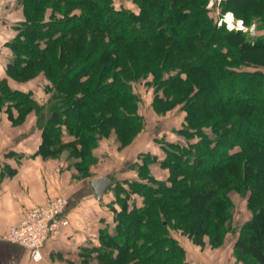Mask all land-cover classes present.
Segmentation results:
<instances>
[{
  "label": "trees",
  "instance_id": "1",
  "mask_svg": "<svg viewBox=\"0 0 264 264\" xmlns=\"http://www.w3.org/2000/svg\"><path fill=\"white\" fill-rule=\"evenodd\" d=\"M132 1L136 8L114 0H19L24 20L9 43L7 73L20 81L43 74L50 96L39 105L31 92L2 80L0 111L15 122L37 111L42 156L60 150L53 130L73 136L69 155L85 177L89 166L82 165L97 160L100 138L114 130L125 146L143 130L133 83L146 80L157 113L184 111L178 132L189 141L160 142L161 165L170 173L165 181L148 167L157 155H141L137 164L147 181L127 188L109 175L114 228L101 230L100 264H190L169 229L202 247L207 237L220 246L232 190L247 194L252 209L234 248L264 264V70L249 68L264 67L257 60L264 51V0H222L218 7L247 25L256 21L253 37L219 25L208 0ZM133 192L143 199L131 198Z\"/></svg>",
  "mask_w": 264,
  "mask_h": 264
},
{
  "label": "crops",
  "instance_id": "2",
  "mask_svg": "<svg viewBox=\"0 0 264 264\" xmlns=\"http://www.w3.org/2000/svg\"><path fill=\"white\" fill-rule=\"evenodd\" d=\"M23 20L19 0H0V81L7 80L15 89L33 95L35 90L30 82L44 79V75L19 81L7 73L13 56L9 43L18 34ZM36 124L34 115L29 114L20 124L11 120L5 110L0 111V264H100L101 230L114 228V215L109 207L112 197L108 199V190L103 199L98 200L89 180L110 175L114 168L89 177L75 176L68 160L38 153L40 133ZM154 142L158 144L156 139ZM94 154L99 161L105 158L98 146ZM59 196L68 201L65 212L68 224L45 241L44 258L34 261L26 247L9 241L6 234L29 209Z\"/></svg>",
  "mask_w": 264,
  "mask_h": 264
},
{
  "label": "rangeland",
  "instance_id": "3",
  "mask_svg": "<svg viewBox=\"0 0 264 264\" xmlns=\"http://www.w3.org/2000/svg\"><path fill=\"white\" fill-rule=\"evenodd\" d=\"M114 2L119 6L124 5L128 8H136V5L132 0H114ZM81 12V8H75L72 10V13ZM252 24L256 25V33H250V31L243 32H248V34L253 37L257 34V22L253 21L250 25ZM257 60L264 62V51L258 53ZM249 68H260L261 70H264V67H257L253 64H250ZM30 84L35 90L33 94L34 99L39 105H45L50 96V94L47 93L46 86L51 84V82L45 77L44 79L37 78L36 80L31 81ZM133 85L134 91L139 97V114L142 115L144 121V127L140 133L141 135L139 134L133 142L131 141L125 146L119 141L114 130H112L107 136L100 138L98 141L100 147L98 145V148L102 151V155L105 158H102L100 161L97 158L95 162L86 160L87 164L82 165L84 167H86V165L89 166L88 169H86L87 171L85 177L95 174H102L113 167L114 169L110 170V175L119 179L121 182H123L125 187L129 188L128 184L133 181L141 179L143 181L148 180L142 177V171H138L137 164L143 161L141 155H155L154 153L157 152L159 153L157 154L158 160H154L148 165V167L150 168L151 174L156 177L158 176L160 177L158 179L165 181L170 173L168 168H165L163 165H161V160L165 157V152L163 151L160 142L163 140L189 141L188 135L182 136L178 132L184 124V111L180 108V106L174 107L165 114H159L153 108V99L155 95L153 86L147 83L146 80L135 82ZM8 86L12 89H15L9 83ZM17 113L18 111L16 114ZM29 114L36 117V128L40 133V141L37 147L38 150H40L43 137V122H39L36 110L31 111ZM23 122L24 120L22 122L16 123L22 124ZM53 132L54 134H58V140L60 141L59 147L61 146L60 148L58 147V149L60 150L56 155H47L43 157L53 159H61L62 157L64 160H68L69 165H71V167L74 169V175L78 177L80 173L76 167L78 160L75 156L72 157L69 155L70 147L67 145L68 142L74 140V137L67 133H61L60 131L57 132L53 130ZM154 139L157 140L158 144H154ZM136 158L138 159L135 160ZM229 195L232 199L233 205L231 215L226 226L228 231L225 235L223 244L220 246L212 247L210 240L207 237L206 243L202 247L195 244L188 236L181 234L179 230L172 228L169 229L170 233L179 239L184 249L185 258L190 262V264H253L248 256L236 252L234 248L237 237L244 231V224L246 221L251 219L252 216V209L249 207L247 200L249 196L247 194L243 195L237 190H232ZM131 196V198H135L139 201L143 199V197L136 192H133ZM107 197L108 199H111L112 197L113 200L115 198L114 191L110 190ZM108 229L112 230L113 227L109 226Z\"/></svg>",
  "mask_w": 264,
  "mask_h": 264
},
{
  "label": "built area",
  "instance_id": "4",
  "mask_svg": "<svg viewBox=\"0 0 264 264\" xmlns=\"http://www.w3.org/2000/svg\"><path fill=\"white\" fill-rule=\"evenodd\" d=\"M221 1L209 0L207 5L210 9H216L219 14V25L225 24L230 30L235 29L256 33L255 24L246 25L242 19L235 18L232 12L220 14V10L217 7ZM67 207V199L59 196L44 205L29 209L19 223L9 228L6 238L13 243L26 247L34 261H41L44 258L42 246L45 241L50 236L58 233L62 226L68 224V219L65 217Z\"/></svg>",
  "mask_w": 264,
  "mask_h": 264
},
{
  "label": "water",
  "instance_id": "5",
  "mask_svg": "<svg viewBox=\"0 0 264 264\" xmlns=\"http://www.w3.org/2000/svg\"><path fill=\"white\" fill-rule=\"evenodd\" d=\"M89 184L97 199L102 200L108 190L115 184V179L109 175H104L90 179Z\"/></svg>",
  "mask_w": 264,
  "mask_h": 264
}]
</instances>
